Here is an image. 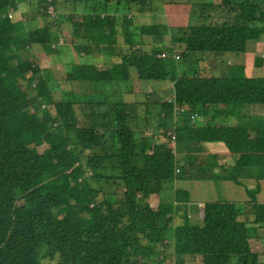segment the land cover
<instances>
[{
  "label": "trees",
  "instance_id": "trees-1",
  "mask_svg": "<svg viewBox=\"0 0 264 264\" xmlns=\"http://www.w3.org/2000/svg\"><path fill=\"white\" fill-rule=\"evenodd\" d=\"M102 1V7L114 4L112 15L85 5L67 16L53 6L56 29L70 26L73 44L86 54L92 53V44L107 51L119 31L128 32L127 25L136 29L132 32L136 39L139 30L150 35L158 30L166 45L131 43L119 47L118 55L109 51L115 59L108 68L83 70L74 64L68 43L59 41L65 35L55 34L45 23L26 29L23 16L13 20L10 15L23 2L0 0V264H164L156 248L170 237L178 264L185 255L200 257L203 264H262L250 243L254 232L258 235L255 228L264 229V203L257 202L255 194L245 202H206L201 222L184 214L181 223L172 225L173 216L162 205L166 201L162 183L217 182L252 174L264 179L263 116L253 114L264 108V77H245L231 68L219 74L199 64L202 53L242 54L247 42L259 39L264 33V0H201L200 8L207 13L197 14L195 24L170 36L163 23L138 29L133 24L137 12L150 10L152 0ZM55 2L37 0L35 15L45 18L47 7ZM59 2L64 6L70 0ZM205 16L223 18L200 21ZM79 17L86 24L82 30ZM37 44H53V52L66 53L62 61L70 66L67 79L77 81L70 86L80 92L65 95L61 90L59 97L55 95L53 75L34 58ZM132 72L140 80H169L171 99L157 103L155 113L149 110L155 103L140 101L141 108L135 105L138 109L131 112H125L119 101L110 103L119 99L118 92L130 90ZM86 88L99 91L94 102L103 111H92L91 122L80 125L76 107L81 109L96 96ZM221 104L240 106L236 125L200 124L198 116H209L205 106H213L211 120L226 117L217 110ZM175 105L187 110L173 121ZM149 121L156 123L152 135L135 133V127ZM73 125L70 136L67 130ZM162 137L167 142H154ZM215 141H223L233 165L217 164L221 155L205 145ZM151 143L154 150L146 151ZM153 194L159 195L157 209L148 200ZM183 198L187 202L188 193L176 189L174 212ZM250 222L256 225L253 233ZM261 248L264 255V237Z\"/></svg>",
  "mask_w": 264,
  "mask_h": 264
},
{
  "label": "rangeland",
  "instance_id": "rangeland-1",
  "mask_svg": "<svg viewBox=\"0 0 264 264\" xmlns=\"http://www.w3.org/2000/svg\"><path fill=\"white\" fill-rule=\"evenodd\" d=\"M60 0H56L55 4L47 7L46 10V16L44 18V16L40 17L35 15V10L33 9L35 7V5L37 4V0H17V2H23V6H21V9H18L15 13H10L11 18L13 20L15 19H20L21 16L24 17V21H25V26L26 29L30 30V29H34L35 27H39L42 24H48L49 26H51L54 30H55V34L59 35H65V37H62L59 39L60 42L62 43H68V46L71 49L72 52V57L75 60L74 64H76L77 68L80 67L81 69H85V70H92V71H97V70H101V69H106V67L108 68L110 66V61L114 60L115 58H113V56H111L110 52H113L114 54L118 55L120 52L119 47L124 48L128 45H130L131 43L133 45H143L145 47H151L153 45H166L164 44L165 41L164 40H159L160 39V34L158 33V30H154L155 35H150L148 33L145 32H140L139 33V38L136 39L134 37H132V32L134 30V27L131 25H127V30L128 32L123 34L120 31L118 32L119 34L117 35V40L116 43L110 42L108 45L110 48L107 49V51H102L99 48V45H95L92 44L91 46V52L90 54H86L83 53L84 51L82 49H78L75 44H73L74 42V32L73 29L70 28V26H63L61 31H58L55 27L54 24V20L56 19L54 17V15H56L55 11L53 10V6L55 7L56 11L64 13L65 15H73V11H75L74 9L76 7H82V6H87V9L89 7L92 8V6L94 5L97 9V12H103V13H107L109 15H112V6L114 4L110 3L107 5V7H102V5H104L102 0H89V1H79V0H70V2H67V5L62 6L61 2H59ZM166 1H170L172 2V0H152L151 1V8L149 11H145L143 8L144 12H147V14H145V16H138L135 15L136 18H138L141 22H143L142 25H139L140 28L142 26H147L149 24L152 23H158L157 25H159L160 23H166V24H172L173 23V17L167 13L168 10H173V8H179V6H169L166 7L164 5V3ZM177 1V0H175ZM185 1V0H184ZM190 1V9H189V14L187 15V20L188 22H192L193 19H195L196 15L201 13L202 15H205V13H207L206 11H202L200 8V4H201V0H188ZM216 1V0H214ZM82 3V4H81ZM103 3V4H102ZM27 7V8H25ZM217 8V6H215ZM214 7V8H215ZM37 8H39L37 6ZM63 10H59L62 9ZM68 8V9H66ZM71 8H73V10H71ZM86 9V10H87ZM261 9H264V6H261ZM22 11V12H21ZM53 11V13H52ZM120 11L122 12H126L123 8H121L120 6ZM122 12H118V16H120V14ZM76 13V12H75ZM140 13V12H139ZM192 13V15H190ZM77 14V13H76ZM187 14L186 11L184 12V15ZM223 18V17H222ZM219 16H214L212 18H205L201 19L200 21L205 22V23H209V22H217L220 21L222 19ZM79 21L81 23V25L79 26V29L82 30L83 28V24L84 26L86 25L84 22H82L81 17H79ZM136 25H137V29H138V21H136ZM119 29V27H117ZM162 31L160 33H164L165 32V27L161 28ZM122 30V29H121ZM108 31V29H107ZM138 31V30H137ZM147 31V30H146ZM136 32V31H135ZM148 32V31H147ZM177 33L175 30L173 29H168L167 34H175ZM151 37L154 38V40L152 41L153 43L149 42L151 41ZM53 44H49V45H35L34 48V58L39 62L40 66L43 68H47L51 74L53 75L54 80L56 81L55 83V90H57L56 94L58 97L61 94V90H63V93L65 95H68L70 93V91L72 92L73 90L76 92H80L81 89L79 87H75V86H70V84L77 85V81H73V83H70L71 81H69L67 79L68 73H66V71L70 68V66H64L63 65V61L66 59V53L65 52H60V53H55L52 51L53 48ZM178 49V47H177ZM175 55H180V51H175L174 52ZM226 55V57H225ZM182 57H184L182 55ZM199 58H201V60L199 61L201 66H206V64L209 62L206 57L203 56V54L199 55ZM220 64V67L218 68V72H214V73H219V74H225L229 68L231 69H239L241 70V73L245 76V77H264V33L261 34L260 38L257 40H252L250 42H248V45L246 47V50L244 53L242 54H235V53H229V54H225L223 53L222 56H220V58H218L217 61V65ZM131 80V81H130ZM130 81V82H129ZM128 84H129V88L130 90L126 91V90H122L120 93L118 92V95L120 96L119 99L116 98L115 100H109L110 103L115 104V101H119L123 106H124V111L127 112L128 110L133 111L134 109H136V106H139L138 108H141V105H138L140 103V101L143 102H150V103H160L162 101H168L169 98L172 95V87H171V83L169 80H164V81H145V80H140L138 78H135L133 76V72L131 77L129 78ZM86 93H90V92H95V97L93 99H90V97L88 98V102L87 105H83L81 109H79L78 107H76V115L78 117V121L80 125H84L87 122H91V113L93 111V113L96 112H100L103 111V108H101L100 106H98L94 100L98 98V94L99 91L97 90H93L91 88H86ZM139 90H143L139 91ZM112 95L113 93H115L113 89L110 90ZM135 92L140 93L138 94V96L135 97ZM158 101V102H155ZM141 102V103H143ZM136 105V106H135ZM158 107L157 105H153L150 104L149 105V110L153 111V113H155V110L152 109L153 107ZM114 107V106H112ZM213 106H205L204 109H210L209 111V116L212 115V108ZM235 107V108H234ZM232 106V105H223V106H219L217 107L218 111H221L222 113H233L234 111L236 112L238 110V105L236 106ZM137 108V109H138ZM159 108V107H158ZM236 109V110H235ZM175 110H177V108H175ZM52 112H54V109H51ZM177 113V112H176ZM253 114L256 115H260L263 116V124H264V108L259 109L258 111L254 112ZM209 116H205L206 118H202L200 116H198V121H201L200 124L202 122H210V121H214L215 123H224V122H220L218 118H213V120H211L210 118H208ZM256 119V118H254ZM238 112L236 116H232L227 120L226 124H231V125H236L238 123ZM259 120V118H258ZM173 121H174V117H173ZM258 123V121H257ZM76 125V124H75ZM75 125L71 126V128H69L67 131L70 133V136L72 135V131L73 128L75 127ZM156 125V123L154 122H150L149 124H147L144 127H135L134 131L135 133H140L142 135H152L154 132L152 130L153 126ZM70 127V126H69ZM172 129V128H171ZM169 129V130H171ZM261 131L260 134L263 133V127H261ZM168 131V130H167ZM242 135L246 136V130L242 129ZM259 134V135H260ZM60 135H63L62 133H60ZM66 137H68V135L65 133L64 134ZM63 138V136H62ZM161 139V140H160ZM159 141H155L154 142H164L165 143V138H160ZM76 143L72 144L75 145ZM169 146L171 147L173 145V142H169L168 143ZM224 144V143H223ZM165 145V144H164ZM225 145V144H224ZM226 146V145H225ZM154 144L151 143V145L147 147L146 151H153ZM78 150V146L76 147ZM227 148V147H226ZM224 147L225 150H223L222 152H216L221 154V156H219L217 164L221 165L223 163H228L230 162V160H227L228 158H231V155H229L227 153V150ZM212 151H218L220 150V148H217V146L212 145ZM221 157V158H220ZM227 165V164H224ZM231 175V173L229 174ZM261 179V184L259 182V180L255 177H244V179L238 178V175H234L231 177V179L226 180H219L216 182H214L213 186L210 184H204L202 180L200 181H188V182H180L179 180H173V181H168V182H164L163 184V195L165 196L166 201L162 204L164 207V211L167 214H171L173 215V220L172 223L170 224H178L181 223L183 220V216H180L181 214H183V209H179L178 213L175 212L174 213V202L170 203L171 198L174 195V191H176V189L181 188L180 190H184L188 193V201L185 203H188L185 206V213L184 214H188L189 209L191 207L192 204H197V207H200V211H201V207L203 209V203L199 204L196 202V200L198 201H203L208 200V199H218V200H225L226 198H233L237 195V191L235 189V187L237 189H240V186L245 187L247 189L248 193H253L254 190H256V196L260 197V198H264V179L263 178H259ZM213 180V179H211ZM214 181V180H213ZM254 181V182H252ZM244 183V184H243ZM234 184V185H233ZM262 185V187H261ZM235 186V187H234ZM168 192H166V190H168ZM161 195V194H160ZM159 198V195L157 194H153L151 196V198H149V202L151 204V207L157 209L159 208V206L161 204L157 203ZM174 201V199H172ZM229 202V201H228ZM181 208H183V206H181ZM200 216V222L203 219V213H199L197 214ZM192 219V218H190ZM253 217L250 216V220H252ZM248 227L252 228V233H253V229L256 227L255 224H251V222L249 223ZM255 229H257V234L260 235L258 237V235H255L254 232V236H251L250 238V243H251V248L254 252H257L258 254V260L260 263L264 264V255L261 253V246L263 245V237H264V229H260L258 227H256ZM262 244V245H261ZM173 245H174V241H173V237H170L167 239V241L165 242V244L161 247H157L156 250H159L160 253L158 255V258L161 259L159 256L163 257L164 259V264H178L177 262H174V250H173ZM47 262V260H46ZM139 262H137L138 264ZM182 264H203V261L200 257H189L188 255H185L183 260H182Z\"/></svg>",
  "mask_w": 264,
  "mask_h": 264
},
{
  "label": "crops",
  "instance_id": "crops-1",
  "mask_svg": "<svg viewBox=\"0 0 264 264\" xmlns=\"http://www.w3.org/2000/svg\"><path fill=\"white\" fill-rule=\"evenodd\" d=\"M207 2H210V0H206ZM164 5L166 6V7H169V6H172V5H174V6H179V8H173V10H168L167 11V13L168 14H170L172 17H173V23L172 24H166V23H163L165 26H167L168 27V29H173V30H175L176 32H177V29H179L180 27H182V28H184V27H187L188 26V24L190 23V22H188V20H187V15L189 14L188 12H189V9H190V3L189 2H187V1H184V0H177V1H175V0H173V2H170V1H166L165 3H164ZM186 11V13L187 14H185L184 15V12ZM145 14H147V12H144L143 10H142V12H137L136 13V15H138V16H145ZM191 15V14H190ZM146 17V16H145ZM147 18V17H146ZM136 21H138V27H139V25H142L143 24V22H141L138 18H136L135 16L133 17V24L135 25L136 24ZM191 24H195L194 22H192ZM134 27V26H133ZM133 31H136V29L134 28V30ZM139 32H141L140 30H139ZM176 34V33H175ZM171 34H168V36H170ZM132 37H133V35H132ZM154 40V38L153 37H151V41H149V42H151V43H153L152 41ZM159 45V44H158ZM247 45H248V42H247V44H246V47H247ZM230 52H227V53H225V54H229ZM203 54V56L204 57H206V59L209 61L207 64H206V68L207 69H211L212 70V72H218L217 70H218V68L220 67V64H218L217 65V61H218V58H220V56H222V54H212V53H207V54H204V53H202ZM225 57H226V55H225ZM200 64V63H199ZM203 67V66H202ZM136 75H134V77H135ZM136 78V77H135ZM131 81V80H130ZM129 81V82H130ZM139 91H142L143 92V90H139ZM138 94H140V93H137V92H135V97H134V99L136 98V96H138ZM171 98H169V100H170ZM168 100V101H169ZM166 101V100H165ZM163 102V101H162ZM220 106H223L222 104L220 105ZM240 107V106H239ZM239 107H238V110L235 112H233V113H228L227 114V116L226 117H223L221 120H220V122H224V123H227V120L230 118V117H232V116H236L237 115V112L239 111ZM235 108V107H234ZM236 110V109H235ZM152 130H153V128H152ZM161 140V139H160ZM165 142H167V137H165ZM162 143H164L163 141H162ZM205 145H206V147L208 148V150H209V152H213V153H216V152H222L223 150H225L224 149V147L226 148V146L223 144V141H215V142H207V143H205ZM212 145H215V146H217V148H220V150H218V151H212L213 149H212ZM226 150H227V153L229 152L228 151V149L226 148ZM216 154H219V153H216ZM221 155V154H220ZM227 160H230V162H228V163H223V164H227V165H233L234 164V158L233 157H231V158H228ZM244 177H250V176H242V177H239V178H241V179H244ZM252 177H256L255 175H253L252 174ZM258 180H259V182H260V184H261V179H259L258 177H256ZM175 181L176 180H179L180 182H188V181H200V180H202V181H204L203 183L204 184H210V185H212L213 186V184H214V182L215 181H213V180H211V179H199V180H194V179H189V180H180V179H174ZM173 181V180H172ZM229 181V180H228ZM252 182H254V181H252ZM216 184H217V182H216ZM244 184V183H243ZM234 185V184H233ZM235 187V186H234ZM261 187H262V185H261ZM178 189H181V188H178ZM235 189H236V191H237V195L235 196V197H233V198H226L225 200H218V199H208V200H203V201H198V200H196V202L197 203H199V204H201V203H203V202H214V201H229V202H245V201H248V200H250L251 198H250V196L252 195V194H255V199H256V201L257 202H260V203H264V198H260V197H258V196H256V190H254L253 191V193H248L247 192V189L245 188V187H242V186H240V189H237L236 187H235ZM158 195V194H157ZM152 196V195H151ZM151 196H149V198H151ZM174 196V195H173ZM149 198H148V200H149ZM173 197L171 198V201L172 202H174L173 200ZM181 202V206H183V208H179V209H183V214H181L180 216H183L184 215V213H185V206H186V204H188V203H185L184 202V198L182 199V201H180ZM157 203H159V198H158V201H157ZM171 203V202H170ZM175 203V202H174ZM150 206H151V204H150ZM196 207H197V204H196V206H195V204H192L191 205V207H190V209H189V212H188V217L189 218H192V219H196L197 218V220L200 222V216L198 215V217H197V214H199L200 212L201 213H203V209H202V207H201V211H200V207H198L197 209H196ZM153 208V207H152ZM179 209H177L175 212H177L178 213V211H179ZM174 212V213H175ZM173 216V215H172Z\"/></svg>",
  "mask_w": 264,
  "mask_h": 264
},
{
  "label": "clouds",
  "instance_id": "clouds-1",
  "mask_svg": "<svg viewBox=\"0 0 264 264\" xmlns=\"http://www.w3.org/2000/svg\"><path fill=\"white\" fill-rule=\"evenodd\" d=\"M230 53H231V52H230ZM174 57H175L176 59H178L179 55H175V54H174ZM174 108H177V110L174 109V110H175V113H174V116H173V117H175V116H177L178 114H181V113H183V112L185 111V110H184V111L179 112L178 108H184V109H186L185 106H178V105H175ZM186 110H187V109H186ZM176 112H177V113H176ZM191 115H192V114H191ZM194 116H195V115H194ZM194 116H192V117H194ZM192 117H191V118H192ZM171 132H172V131L169 130L168 133H167L169 137L171 136ZM172 138H173V136H171V138H170V142L173 141ZM167 140H168V138H167ZM173 144H174V142H173ZM172 146H173V145H172Z\"/></svg>",
  "mask_w": 264,
  "mask_h": 264
},
{
  "label": "built area",
  "instance_id": "built-area-1",
  "mask_svg": "<svg viewBox=\"0 0 264 264\" xmlns=\"http://www.w3.org/2000/svg\"><path fill=\"white\" fill-rule=\"evenodd\" d=\"M178 110H179V112H181V111H184V110H186V109H184V108H178ZM195 115V114H194ZM194 115H191V117L192 116H194ZM173 142V141H172Z\"/></svg>",
  "mask_w": 264,
  "mask_h": 264
}]
</instances>
